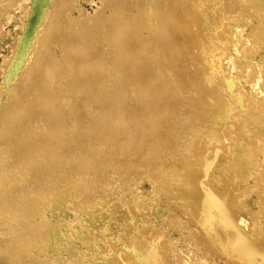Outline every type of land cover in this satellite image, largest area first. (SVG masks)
<instances>
[{"label": "rangeland", "instance_id": "374dc122", "mask_svg": "<svg viewBox=\"0 0 264 264\" xmlns=\"http://www.w3.org/2000/svg\"><path fill=\"white\" fill-rule=\"evenodd\" d=\"M180 1H183L181 4L178 3L180 6L178 5V7L177 5H174V7L175 9H177L178 7V15H183L180 19L189 20V14L186 8H189L192 2L190 0ZM224 1H226V3L229 2V0H223V3ZM232 1L234 0H231L230 2ZM145 3L146 0H0V143L5 144L4 147L0 145V156L2 155L3 158H9L6 160L8 162L5 161L3 163V166H5L7 169H11L14 166L20 169L19 172L17 171V174L15 176L8 175L7 179H5L0 184V190L3 189L6 192H4L6 196L13 195L12 197L14 198H21L17 201H21L20 204L23 207L19 206V202L17 204L13 203L12 206L13 208H17V206H19V209L22 208L20 210H22L21 212H23L24 215V211H27L29 204L31 205L30 201L33 200L35 195L31 192L33 190L32 185L30 186L32 190L29 188L30 182L33 181V173L41 176L40 178L44 180L45 178H43V176L45 174L43 173L47 168L45 166H48V172L51 174L46 176V178H49L47 186L48 189L50 188L51 190H53L52 193L54 192V196L52 197L53 199L51 198V200H49V208L46 209L47 211L44 209L46 213H44V211L42 212V214L39 212V215L36 214L33 220L30 219L32 216H30L29 218V215L31 214H27L28 216L24 215V219L22 215L20 216L21 218L17 217L20 221H23L21 223H25V221L29 220V222L31 223L36 222L37 224H40V226L43 225L42 223L46 219V227L51 226L50 228H46L49 234L48 238L53 237L51 240L48 239L49 246L47 248H43V245L41 247H30V250L28 247V245H31L30 242L29 244L26 243L27 245L25 244L28 249L26 250L27 247H24L26 250L24 253L22 252V250L24 251V248H20V252L22 254L26 253L24 261L31 260L30 263L29 261L26 263L22 261L24 262L22 264H46V262L48 264L49 262L50 264H67L68 262V264H130L129 260L132 259H130L131 256L127 255L129 257L128 259L127 256L125 257V252L123 251H128V249H133V247L134 249H136L135 244H137V249H141L144 245V243L142 244V241L146 242L147 238H151V244H155L156 241V244L161 243L165 246L163 247L166 249H164L165 253L170 256L169 258L171 264H174L175 261L176 264H234L231 258H229L230 260L224 258L225 256H223L222 252H220L221 250H215L209 245H212L213 242L207 243L205 239L203 240V237L201 236L202 229L200 224L196 221L194 215H189V211L190 213H192L193 211L201 219H203L202 217L207 214V217L209 216L214 221L223 219L225 222L231 223L230 225L235 224V222L232 223V217L228 216V214L224 210L220 211V209H217L212 205L207 207L202 203L201 198L206 194V184L203 181L204 173H201V175H199V173L195 174V172L193 171V167L190 166V164L194 163L195 161L203 164L205 159L209 157L206 154L205 157H202L201 155L199 156V153L202 152V149L204 148L203 145L205 146L207 144L206 140L209 138V134L212 132V129H214L213 133L217 132L216 134L219 135L223 132L225 133L228 129L230 130V128H232L231 130H233H230L232 133L239 134V132H236L238 131L237 127L239 126V123L235 125V122H237V120L239 121V110H237L239 108L238 103H236L238 108L234 109V106L232 112V114H236L235 116L238 119L230 115V117L228 118L223 117V119L221 120L223 123L221 121H216L212 125L210 124V116L208 115H211L212 111L214 112L215 110H217L216 107H218L219 109V106L221 105V103L219 104V102L221 98H225L226 95L225 90H227V97L229 96L228 94L230 89H224L223 83L220 84L219 82L223 81L221 80L222 72L216 79L219 86H222L219 87L218 84H216L214 81H211L207 84L205 83L207 75H209L207 78L211 76L210 74H208V72L206 73L207 64L205 63L204 56L201 54L200 49L201 46L205 47L204 45L208 44V46H206L210 50H212V47L214 45L213 49L215 51L220 48L218 51H221V53H226V56L222 54L223 59H227L229 57L230 60V57H232V62H230L231 60L222 61L221 58L223 65L225 64V74L228 73V75L231 74L232 76L237 77L239 74H243L242 77L239 75V78H237L238 80H235L236 83L239 82L240 79V83H242L243 90L245 89L244 92L246 93L244 107L242 110L244 111V108L247 109V107H253V105L256 104L254 102L260 100L261 97L264 96V91L262 94L258 93L261 87V90L264 89V48L262 44L257 43V34L253 33L256 32V29L259 28L258 25V27H256V21H258L257 17L259 16L260 12L258 10H253L252 8V10H248L250 9L248 7L252 5V0H250L249 2L248 0L242 1V6L239 7V14L240 12L243 13L245 15V18H240L239 16L237 17V20H230L232 16H234V14H237L238 11L237 9H233L232 11H230V13L232 14H230V19L228 18L229 21H226L227 24H224L225 22H223V25L221 27L222 29L219 27L221 31L218 30L220 31V34L216 31V35L214 34V29L212 27V31L208 30L209 32H207L204 29L202 33L199 27L200 24H198V21H196L195 25L193 26V30L197 31L198 29V31L195 34H193L194 32L192 33L193 38L190 39L192 42L188 39L190 37L186 38L187 35H185V42L181 41V44L176 49L177 52L179 51V53H182V55H180V58L182 59L181 69L179 66V68L177 69L179 71L174 69L175 71H173V74H171L173 69L168 72V66H170L168 63L166 64L168 66H164L165 69H168L164 70L162 73H159V76H156V71L158 72V70L164 69L160 67V63L162 62V60L168 61V58L172 53H168L167 55L169 57H167L165 55V53L167 52H163V50L161 49V46H163L161 45V37L159 38L161 32L159 30L157 31V29H155L154 27L155 16L147 23L146 21H142L141 24L143 27L141 28V30L136 32L133 31L132 34L128 32L127 35H125L123 32L124 35L121 34L113 39V35H115L114 30L117 26L118 20L126 17L127 15L134 14L137 9V4H139V6L143 8V5ZM220 3L222 4V2ZM185 5L189 7H186ZM169 6L172 5L170 4ZM180 7L183 10L180 9ZM246 9L249 13L248 15L247 13H244V10ZM171 20L169 22L173 23V20ZM225 25L226 29L224 28ZM234 27H236L237 29ZM227 29H229V33L231 35L226 33L228 31ZM258 31H260V28ZM112 32L114 34H112ZM204 32H207V35ZM199 33L200 35L204 36V40H201L203 39L201 36H196ZM173 34H175V31L170 30V33H168V43L171 41L172 38L170 36H172ZM224 34H228L230 36L229 37L227 35V38H231V42L229 41L230 43L227 42L230 39L227 40V38H221L226 37V35ZM253 34H255V36ZM218 35L219 37L221 36V41L219 39H216ZM197 37L200 39H197ZM252 38L256 39L254 40V44ZM238 39L239 42L237 43L236 41ZM173 41L174 40H172V42ZM188 41L191 44H189ZM216 41L221 42L220 45L218 42L216 43L217 49H215L216 46L215 44H213ZM183 43L189 45L190 47H186ZM200 43H202L203 45ZM210 43L213 45L211 46ZM256 43L258 46L256 45ZM224 44L231 45L228 46L230 48H227V51L229 50L231 52L230 54L228 52H225V48L227 46H224ZM234 44H236L237 46ZM222 45V48L224 50L221 48ZM118 47L120 48L118 49ZM207 47L206 49H208ZM247 47H253V49L254 47L257 48L254 50L251 48L254 51L253 52L251 51V49H247ZM197 48L199 49L200 53L198 52ZM244 48L247 51L245 52V54L247 53L248 55H245L243 52H241L244 51ZM116 49H118V52L116 51ZM174 49L175 48H173L172 50ZM238 49L240 50V53H238ZM158 51L163 55L158 54ZM248 51L250 53H248ZM156 52L159 55L158 57ZM116 54L118 56V59L122 58V61L120 59V64L119 61L115 62V57L117 58V56H115ZM122 54H125V56H122ZM240 54H242L243 56H241ZM234 55H237L238 57H235ZM239 55L241 56V59H239ZM161 57H163V59ZM165 57L167 58L165 59ZM251 57L252 60L249 59ZM193 59H196L195 63ZM233 59L236 60L234 61ZM113 60L115 62L114 64H112L111 62ZM199 60L200 62H198ZM247 61L250 62V65H248L249 67H253V70L252 68H246V64L248 63ZM186 62L187 64H185ZM188 62L189 64L191 63V69L188 68ZM93 63H98L97 65H95V68L98 65L100 66V64L101 67L98 66L99 68L97 67L95 69ZM153 63L154 68H152ZM198 64L200 65V67ZM228 64L231 66L229 67ZM251 64H254V66L257 67H255L256 71L254 66H252ZM126 65L128 67H126ZM159 67L161 69H159ZM125 68H127V71L122 72ZM149 68L154 70H151V72ZM170 68L172 67L170 66ZM237 68H242V70H238ZM236 69L237 72H235ZM260 69H263V71ZM250 70L254 71L257 76L260 75L257 87L255 85H252V83H254V77L256 75H253L254 73L252 74ZM186 71L188 72V74L186 73ZM148 72L149 75L151 73V76L152 74L155 75L151 77L148 75ZM181 73H185L184 75H191L190 79L193 77L192 80H195V87L197 88H194L195 91L194 89H190L193 92L189 91V87L187 85L188 77H181ZM223 73L222 75H224ZM245 75H247V77ZM154 76L158 78L152 79L154 78ZM202 76L204 77V79ZM244 77H246L247 80H243ZM115 78L119 81L118 83L120 87V90H117L118 87L116 88L114 85V87L118 91L116 94V91L113 90L114 87H110V85H113L112 83ZM127 78L131 79L132 84L131 82L129 83ZM134 81L135 84L133 83ZM236 84L239 85V83ZM215 86L217 89L215 88ZM111 89L113 90V92L115 91L114 94L112 93L113 98L115 97V95H117V97L119 98L118 100L117 97H115L116 101L111 98ZM238 90L237 91L239 93H242V89H239V86ZM224 91L225 93H223ZM189 92H191V94ZM108 93L110 96L108 95ZM192 93L197 97L194 101H192V98L189 97V95H193ZM220 93H222V95ZM95 94L97 95L95 96ZM223 94H225L224 97ZM233 95L235 94H231L230 92V98H232L231 96ZM119 96H121V98ZM251 96L252 98L254 97L253 102L251 101ZM188 97L190 103H188ZM218 98L219 102H217ZM109 99H112L113 102H116V105H119L118 107L121 106V108H115L114 105H112L113 102L111 103ZM93 101H95L96 104ZM86 104L88 106H86ZM139 105L140 107H138ZM163 106H166L165 108L167 109H164ZM138 109H141L144 112L146 111V114L152 112L150 113L152 119H155V117L158 115L157 117L159 118V120L155 122L156 125H151L150 129V125L148 126L145 122L150 118V114L147 115L149 116V118L147 117V120L146 117L142 118V121L143 123H145V125H141L140 123H138L139 121H135L138 119L132 120L133 118H127L129 117V115L131 117L132 114L137 112ZM104 110L105 112L107 110V112L104 113ZM102 111L104 114L101 113ZM114 111H119V115ZM90 112H96L97 115L95 114V117L97 118V120H99L100 118L99 121L102 122L104 121L101 120L102 117L103 119H105L104 117L107 116L106 119L108 125L106 124V120L102 125H100V127H98L97 125H94V127L89 125V118H91ZM74 113L77 114L75 115ZM121 113L122 115H124L123 117L120 115ZM153 113L155 114V116ZM57 115L60 117H58ZM186 116L189 117V121L187 123L182 121L183 119H186L184 118ZM119 117H122L123 119ZM125 117L127 118V121L126 119H124ZM231 117L232 119H235H233L234 122L231 119L234 125L230 120ZM58 118H60L59 120L62 119L64 123H61V121L57 120ZM121 119L124 124L120 122ZM42 120H46V124L45 122L43 124ZM110 120H114L116 125L115 123L114 125H112L113 122L110 123ZM224 120L228 121L227 127L226 125L224 129L218 127L221 123L223 125L226 123L224 122ZM57 121H59V123H61L62 125H60ZM117 121L119 122V124L117 123ZM180 121H182V123ZM55 122L59 124V127L56 126L57 124ZM134 122L138 123L140 127ZM219 122L220 124L218 125ZM101 126L102 128L103 126H106L107 128L104 127L102 129ZM142 126L145 127V130L146 126L149 127L148 129L150 130L147 131L148 134L143 130L144 128H142ZM90 127L91 129L94 128L92 129L93 132L95 130H99V132L95 131L96 133H93ZM88 128L90 130H88V133L86 134L88 135L91 131V133L88 135L89 137L85 134ZM140 129H142V132L140 131ZM215 129H217L218 131H215ZM78 130L81 132H79ZM219 130L221 131V133ZM18 131H22L21 135H23L21 137H17V134H13ZM31 131H33V134L31 133ZM45 131L46 133L48 131V134H46ZM56 131H58V134ZM60 131H62L63 133ZM83 131L84 133H82ZM77 132H79L78 135L76 134ZM30 133L32 135V138L30 137ZM98 133H100V137ZM143 133H146L147 136H150L148 140H146V134L143 135ZM189 133L191 134L189 135ZM79 135H82L84 138L81 136L83 138L82 139L81 137H79ZM138 135H140V137H138ZM77 136L79 139H76ZM153 136H155V138L157 137V140L153 139ZM95 137L99 138L95 139ZM194 138L195 140H193ZM136 140H139L140 142ZM30 141H32V143L34 142L33 147L35 150L31 149L27 152V150L29 149L28 147H30L32 144ZM146 141H148L149 143ZM190 141H193L195 143V147L194 144ZM46 142L49 143V146H45L47 144ZM136 142H138L139 144ZM200 142L203 144H201ZM220 142L221 140L219 139L213 141L211 144L213 145V147L218 148V146L216 145H222L224 143V140L223 143ZM196 143L199 148L197 147ZM155 144L159 146L156 152L153 150L154 148L150 149V147ZM191 145L194 147L193 149L195 155L193 153V149H189L192 148ZM223 145H226V147H224L225 150L223 149V151L228 152L230 149V145L227 143V141ZM37 146H40V151H43V153L45 152L46 154L39 152V147ZM45 147L46 149H48L49 147V150L47 152L46 149L44 150ZM186 147L189 150L185 151ZM221 148H218L219 151H221ZM195 149H199V152H195ZM37 151L42 156L39 155ZM35 152L37 153V156L39 155L38 157L35 156ZM188 153L190 154L188 155ZM31 154L34 156H32ZM44 155L46 156L45 160L47 162L43 161L44 159H41ZM190 155L191 158H187V156L189 157ZM194 156L197 159H193ZM35 157H40V161L42 163L46 162V165H44V163L41 164L39 159L36 160L37 158ZM189 159H191V161ZM192 160L195 161L192 162ZM32 161L34 162L33 164ZM179 161L182 162V164L184 163L183 166H179V164H181L178 163ZM184 161L187 163H185ZM5 167L4 169H6ZM188 167L191 168L190 170L194 172V175L191 174V171ZM179 168L183 170H186L185 168H187V170L184 171L186 172V174L183 173V170L181 169L179 171ZM257 174L258 177H264L263 172ZM183 175H187V177H190L191 179H188ZM195 175L197 177L199 175V177L201 178H197L199 182L198 180H196ZM57 181L59 182V186H62V188L56 187L54 185V183H56ZM211 181H213V183H215L216 181L220 183L224 182V184H227L228 182V180L223 176L214 177ZM14 182L17 184L15 187L12 186V188L11 185H15ZM188 182L191 184H189ZM235 182L237 183L236 189L238 191L236 195L239 202H234L232 205L237 217L236 219L239 221V218H241L244 224L246 223L245 225H247L249 228H253L255 223L259 226L261 221V210L259 208L258 201L260 200L262 191L264 190L263 181L260 182L257 178L249 177L247 182L244 183L240 188L239 176L235 178ZM8 183H10L11 185ZM180 183H182L186 187L188 183L189 187L184 188L185 186L183 187L181 185V187L184 188V191L183 189H181V192H176L177 195L176 193H170L169 187L171 186V184ZM27 184L28 186H26ZM194 184L195 186H193ZM7 190H10L9 193H7ZM18 192H20L19 194L21 197L14 196L18 195L15 194ZM194 192L196 193L195 196ZM185 195H188V199L184 198L186 197ZM25 204L27 205L25 206L26 210L24 209ZM185 204L187 205L185 206ZM196 204H198V206H196ZM13 208L12 210L15 211L16 209ZM10 214L16 215L17 213H12L9 211V213L6 214L5 217ZM5 217H3L0 221V231H2L0 232V236L1 233L2 235H4L5 232L8 233H5V237H0V247L4 243L7 244L8 242H13V247H16L15 249H17L18 245L16 243L17 241L15 242L13 240L14 237L18 238V235H26V233L31 229L29 228V226H27L28 228H25L22 227L23 225H21L20 230L17 226L21 223H19L20 221L16 222L18 219H16V221H13L12 224L10 223L8 226L4 227V225H6L5 222L8 220V222H10V218L12 216L10 215L9 217H7L6 219L9 218L8 220H6ZM40 217L41 219L43 217L46 218H43L41 220ZM127 219L130 220L129 222L131 223V225L128 221H126ZM3 220L5 222H3ZM123 220L125 223L123 222ZM14 223H18V225H14ZM56 224H58L59 226ZM13 225L15 226V228ZM52 225L54 226V228ZM103 225H107L109 230H105L102 227ZM9 226L17 230L19 229L20 231H18L22 234H20L17 230L16 232L14 229H10ZM43 227L44 225L41 226V228ZM23 228H25L26 230ZM135 228H137V230L141 232V236L142 234H146L142 232H145L147 229H151V235L149 234V236H145L144 238L140 235L136 236L140 233H138ZM57 229L59 230V232L61 231L60 234L57 232ZM155 229H157L158 231ZM216 229L221 230L218 228ZM8 230H11V232H9ZM103 230L105 232H102ZM53 231H55L56 233ZM156 231L157 233H155ZM51 232L53 235H51ZM17 233L19 234L17 235ZM128 234H131L132 236L134 234L133 237L129 235L130 237H132V240L130 241L126 236ZM152 234H155V238ZM111 235L115 236L114 239L111 238ZM157 235L160 237H157ZM140 237L143 239H141ZM153 238L156 240L154 241ZM161 238L162 240L160 242ZM107 239L110 240L108 241ZM117 239H121L119 240L120 242L116 241ZM125 239L129 241V245L131 244L130 246H128L129 248L125 247L124 245L122 246L123 240L125 243L127 241ZM137 240L140 241L141 244H139ZM25 241L27 242V240ZM109 242L111 244L114 243L113 249L110 251L108 250L110 248L109 246H111ZM133 242L136 243L133 244ZM51 243L54 245V247L53 245H51ZM148 243L149 242H147L145 245H148ZM91 245H93L94 248H91ZM118 245H121L122 250L117 249L120 248V246L116 248V246ZM66 247H68L69 249ZM73 248L75 249V252ZM114 248H116L117 251H115L116 249ZM60 250L62 251L60 252ZM45 251L47 253L46 259V256L44 257V255L46 254ZM41 252H43L44 254ZM90 252L91 254L89 255ZM117 252L118 254H116ZM31 258L33 260L36 259L34 260L35 262ZM245 264L253 263L246 262Z\"/></svg>", "mask_w": 264, "mask_h": 264}, {"label": "bare ground", "instance_id": "6f19581e", "mask_svg": "<svg viewBox=\"0 0 264 264\" xmlns=\"http://www.w3.org/2000/svg\"><path fill=\"white\" fill-rule=\"evenodd\" d=\"M176 1V0H175ZM175 1H170V0H146V3L143 5V8L141 7V6H139V4H137V9H136V12L134 13V14H130V15H127L126 17H123V18H121V19H119L118 20V22H117V26H116V28H115V30H114V32H115V35H113L114 37H113V39L114 38H116V37H118L119 35H121V34H123V32H124V34L125 35H127L128 34V32H130L131 34H132V32L133 31H139V30H141V28L143 27L142 26V24H141V22L142 21H146V23L150 20V19H152L154 16H155V19H154V27H155V29H157V31L159 30L160 32H161V35L159 36V38L161 37V45H163V46H161L162 48V50H163V52H167V53H165V55L167 56V57H169L167 54L169 53H172L171 54V56L168 58V61H164V60H162V62L159 64L160 65V67H162V68H164V66L166 67V66H168V65H166V64H168L169 63V65L172 67V68H170V66H168V68H166V69H168V72L170 71V70H172V73L171 74H173V71H175L174 69H178L179 68V66H180V69H181V63H182V59L180 58V55H182V53L180 52L179 53V51L177 52L176 51V49L178 48V46L181 44V41H183V42H185L184 41V38L186 37L185 35H187V37L186 38H188V37H190V38H188L189 39V41H191L190 39H192L193 37H192V33L193 34H195L197 31H198V29H197V31L195 30H193V26L195 25V23H196V21H198L197 23L198 24H200L199 25V27H200V29H201V32L202 31H204V29L207 31V32H209L210 30H211V27L214 29L213 30V32H214V34L216 35V33L218 32H220L221 30H220V28L222 27V25H223V22H225L224 24H227L226 23V21L228 20V18L231 16L230 14H232V13H230V11H232L233 9H237L238 11H237V14H234V16H232V18L230 19V20H237V17H239L240 16V18H243L245 15L243 14V13H241L240 12V14H239V7H241L242 6V1H244V0H234V1H232V2H230L231 0H229V2L228 3H226V1H224V3H223V0H190L191 2V4H190V7H191V5H192V7L190 8L189 6H187V5H185L186 7H189V8H186V10H187V12H188V14H189V20H185V19H180L181 18V16H183L182 14H181V16L180 15H178L179 13H178V7L180 6L179 4H181L183 1H180V0H177L176 2ZM250 0H248V2H249ZM185 2V1H184ZM220 2H222V4L220 3ZM179 3V4H178ZM245 3V2H244ZM172 5V6H169V5ZM187 4V3H186ZM247 4V3H246ZM174 5H179L178 7H177V9H175V7H174ZM184 6V7H185ZM249 6V5H248ZM41 8V7H40ZM248 8H250V9H248V10H258L260 13H259V16L257 17V20L258 21H256L257 22V24H256V27H258L259 26V28H260V31H258L259 30V28L258 29H256L257 31L256 32H253V33H255V34H257V36H256V39H257V43L258 44H262L263 45V48H264V0H252V5L250 6V7H248ZM252 8V9H251ZM39 9V8H38ZM180 9H182L181 7H180ZM183 10V9H182ZM235 10H234V12H235ZM181 11V10H180ZM214 11V12H213ZM242 11V10H241ZM257 11V12H258ZM182 12V11H181ZM225 12H227V13H225ZM256 12V13H257ZM244 13H247V15L249 14L248 13V11H247V9L246 10H244ZM255 13V14H256ZM252 14V13H251ZM186 15V14H185ZM258 15V14H257ZM245 18V17H244ZM247 18V17H246ZM249 18H250V16H249ZM259 18V19H258ZM173 20V23L172 22H169L170 20ZM239 19V18H238ZM171 20V21H172ZM247 20V19H246ZM250 20V19H249ZM32 21H34V20H32ZM229 21V20H228ZM227 21V22H228ZM241 21V20H240ZM248 21V20H247ZM246 21V22H247ZM139 22V23H138ZM238 22V21H237ZM194 23V24H193ZM234 23H236V22H234ZM239 23V22H238ZM217 24V25H216ZM229 24V23H228ZM245 25V24H244ZM258 25V26H257ZM198 26V25H197ZM230 26V25H229ZM220 27V28H219ZM233 27V26H232ZM238 27V26H237ZM255 27V28H256ZM196 28V27H195ZM225 29H226V25H225V27H224ZM229 28V27H228ZM234 28H236V27H234ZM200 29H199V31H200ZM222 29V28H221ZM224 29V30H225ZM230 29V28H229ZM229 29H227L228 31L226 32V33H228V34H230L229 33ZM237 29V28H236ZM253 29V28H252ZM170 30H173V31H175V34H173L172 36H170L172 39H171V41L168 43V39H169V37H168V33H170ZM209 30V31H208ZM218 30H220V31H218ZM223 30V31H224ZM235 30V29H234ZM212 31V30H211ZM217 31V32H216ZM231 31V30H230ZM134 32V33H135ZM207 32H204L205 34L207 33ZM216 32V33H215ZM203 33V32H202ZM225 33V32H224ZM232 33V32H231ZM237 33V32H236ZM112 34H114L113 32H112ZM112 34H111V36H112ZM123 34V35H124ZM209 34V33H208ZM220 34V33H219ZM227 34V35H228ZM235 34V33H234ZM255 34H253L254 36H255ZM207 35V34H206ZM224 35H226V34H224ZM226 35V37H221V38H227L228 36ZM231 35V34H230ZM233 35V34H232ZM110 36V37H111ZM185 36V37H184ZM196 36H201L202 38L204 37L203 35H200V33L198 34V35H196ZM209 36V35H208ZM212 36H213V34H212ZM222 36H223V33H222ZM253 36V37H254ZM123 37V36H122ZM218 37H219V35H218ZM216 38V39H221L220 37L219 38ZM230 37V36H229ZM234 37V36H233ZM232 37V38H233ZM236 37V36H235ZM250 37V36H249ZM132 38V37H131ZM175 38V39H174ZM110 39V38H109ZM108 39V40H109ZM112 39V38H111ZM112 39V40H113ZM127 39V38H126ZM129 39V38H128ZM195 39V38H194ZM197 39H200V38H198L197 37ZM206 39V38H205ZM209 39H210V37H209ZM212 39V38H211ZM215 39V40H216ZM228 39H230V40H228ZM253 39V38H252ZM251 39V40H252ZM256 39H253V44H254V40H256ZM121 40V39H120ZM172 40H174L173 42H172ZM201 40H204V38L203 39H201ZM208 40V39H207ZM227 42H231V38H227ZM233 40V39H232ZM111 41V40H110ZM109 41V42H110ZM119 41V40H118ZM127 41V40H126ZM189 41H188V43H189ZM199 41V40H198ZM210 41V40H209ZM209 41H208V43H209ZM213 41V40H212ZM221 41V40H220ZM218 42V41H216V42H212L213 44H215V46H216V48L215 49H217V45H216V43L218 42L219 43V45L221 44V42ZM224 41V40H223ZM222 41V42H223ZM226 41V40H225ZM236 41V40H235ZM113 42V41H112ZM115 42V41H114ZM192 42V41H191ZM197 42V41H196ZM201 42V41H200ZM211 42V41H210ZM229 42V43H230ZM234 42V41H233ZM237 43L239 42V39L236 41ZM235 42V43H236ZM251 42V41H250ZM250 42H249V44H250ZM111 43V42H110ZM205 43H206V41H205ZM225 43V42H224ZM236 43V44H237ZM257 43H256V45H257ZM115 44V43H114ZM118 44V43H117ZM184 44V43H183ZM189 44H191V43H189ZM200 44H202V43H200ZM203 44H204V42H203ZM202 44V45H203ZM211 44V43H210ZM213 44H211V46L213 45ZM236 44H234V45H236ZM186 47L188 46V47H190L189 45H187V44H184ZM198 45H199V43H198ZM208 46V44H205L204 46L205 47H203V46H201V49H200V52H201V54L204 56V60H205V63L207 64V66H206V73L208 72V74H210V76L211 77H209V78H207L209 75H207V77H206V84L207 83H210L211 81H214L216 84H218L217 83V81H216V79L218 78V76H220V73L222 72L223 73V71H224V65H223V60L224 61H226V60H229V57L227 58V59H223L222 58V56L224 55V56H226V53H221V51H218L220 48H218V50H214L213 49V47H214V45H213V47H212V50H210L207 46ZM227 46L225 49V52H228L229 54L231 53L229 50L227 51V48H230V47H228L229 45H227V44H224V46ZM256 45H254V46H256ZM261 45V46H262ZM29 46V45H28ZM118 46V45H117ZM231 46V45H230ZM237 46V45H236ZM252 46V45H251ZM258 46V45H257ZM197 47V46H196ZM200 47V46H199ZM206 47L208 48V49H206ZM223 47V45L221 46V48ZM235 47V46H234ZM120 47H118V49H119ZM123 48V47H122ZM122 48H121V50H122ZM171 48V49H170ZM173 48H175L174 50H172ZM239 48V47H238ZM253 49V47H250V48H248L247 47V49ZM257 47H254V49H256ZM118 49H116V51L118 50ZM223 49V48H222ZM221 49V50H222ZM235 49H236V47H235ZM251 49V51H253ZM159 50V49H158ZM195 50V49H194ZM197 50H198V52H199V49L197 48ZM224 50V49H223ZM237 50V49H236ZM243 50V49H242ZM159 51H161V50H159ZM158 51V54H162L161 52H159ZM178 53H176V52ZM235 51V50H234ZM118 52V51H117ZM122 52V51H121ZM199 52V53H200ZM241 52H243L244 54H245V52H247L246 50H245V48H244V51H241ZM254 52V51H253ZM253 52H252V54H253ZM174 53V54H173ZM238 53H240V50L238 49ZM248 53H250L249 51H248ZM156 54H157V52H156ZM157 54V57L159 56ZM195 54V53H194ZM223 54V55H222ZM229 54H227V55H229ZM233 54V53H232ZM236 54H237V51H236ZM247 54V53H246ZM245 54V55H246ZM163 55V54H162ZM164 55V56H165ZM202 55H201V57H202ZM241 56H243L242 54H240ZM239 55V56H240ZM244 55V56H245ZM248 55V54H247ZM251 55V54H250ZM115 56H117V54L115 55ZM122 56H125V54H122ZM199 56H200V54H199ZM231 56V55H230ZM235 56V55H234ZM237 56V55H236ZM235 56V57H236ZM241 56H240V58L239 59H241ZM167 57H165V59L167 58ZM234 57V58H235ZM238 57V56H237ZM246 57V56H245ZM119 58H120V56H119ZM124 58V57H123ZM162 59H163V57H161ZM200 58V57H199ZM221 58H222V61H221ZM231 59H232V57H230ZM121 59V61H122V58H120ZM120 59H118V56H117V58L115 57V62H118L119 61V64H120ZM203 59V58H202ZM230 59V60H231ZM246 59V58H245ZM249 59H251L252 60V57L251 58H249ZM152 60V59H151ZM194 60V59H193ZM196 60V59H195ZM195 60H194V63H195ZM198 60V59H197ZM229 60V61H230ZM234 60V59H233ZM236 60V59H235ZM234 60V61H235ZM112 62V64H114L115 62H114V60L113 61H111ZM124 62V61H123ZM152 62V61H151ZM184 62V61H183ZM197 62V61H196ZM198 62H200V60L198 61ZM203 62V61H202ZM228 62V61H227ZM230 62H232V60L230 61ZM238 62V61H237ZM248 62V61H247ZM254 62V61H253ZM253 62H251V63H253ZM194 63H192V64H194ZM234 63H236V62H234ZM242 63V62H241ZM250 62H248L246 65V68L248 67V68H252V70H253V67H249V64ZM98 63H93V65H94V68H95V65H97ZM185 64H187V62L185 63ZM188 64H189V62H188ZM227 64V63H226ZM233 64V63H232ZM244 64V63H243ZM249 64V65H248ZM102 65H103V63H102ZM163 65V66H162ZM190 65H191V63L189 64V67L188 68H190ZM199 65V64H198ZM197 65V66H198ZM205 65V64H204ZM203 65V66H204ZM229 65V64H228ZM252 66H254V64H251ZM263 65V64H262ZM99 66V65H98ZM98 66H96V68L98 67ZM231 65H229V67H230ZM241 66V65H240ZM244 66V65H243ZM99 67H101V64H100V66ZM98 67V68H99ZM104 67V66H103ZM126 67H128L127 65H126ZM159 67V69H161ZM199 67H200V65H199ZM198 67V68H199ZM205 67V66H204ZM233 67V66H232ZM237 67V66H236ZM235 67V68H236ZM256 66H254V68H255ZM261 67V66H260ZM95 68V69H96ZM150 68H151V66H150ZM149 68V70L151 71V70H154V69H150ZM152 68H154V63H153V67ZM187 68V69H188ZM193 68V67H192ZM197 68V69H198ZM203 68V67H202ZM226 68V67H225ZM245 68V67H244ZM257 68V67H256ZM256 68H255V71H256ZM101 69V68H100ZM157 69H158V67H157ZM156 69V70H157ZM165 68L161 71V70H158V72L156 71H154L155 72V74H156V76H159V73H162L164 70H166ZM191 69V68H190ZM189 69V70H190ZM234 69V68H233ZM238 70L239 69H241L242 70V68H237ZM237 69H236V71L235 72H237ZM112 70V69H111ZM148 70V71H149ZM208 70V71H207ZM223 70V71H222ZM240 70V71H241ZM247 70V69H246ZM260 70H262L263 71V69H260ZM124 71H127V68H125V69H123V71L122 72H124ZM130 71V70H129ZM147 71V70H146ZM149 71V72H150ZM177 71H179V70H177ZM188 71V70H187ZM186 71V73L188 74V72ZM192 71H193V69H192ZM201 71H202V69H201ZM226 71V70H225ZM225 71H224V75H222V73H221V77H222V79L221 80H223V81H219L220 82V84L221 83H223V87H224V89H230L229 90V96H227L226 97V95H227V90H225L226 91V95L225 94H223V97H224V95H225V98H221V100H220V102H219V98H218V101L217 102H219V104L221 103V105L219 106V109H218V107H216L217 108V110H215L214 112L212 111V114L211 115H208V116H210L209 118H210V124L212 125L214 122H216V121H221L222 119H223V117H230V115L232 116V117H236L234 114H232V112H233V107H234V109L236 108H238V106L236 105V103H238L239 104V108L237 109V110H239V113H238V115H239V121L237 120V122H235V125L236 124H238L239 123V126L237 127L238 128V131H236V132H239V134H235V133H232L231 131H233V130H231L232 128H230L229 126V128H230V130L226 133H221V131H220V135L219 134H216L217 132H215V133H213L214 132V129H212V132L209 134L210 136H209V140L207 139L206 141H207V144L204 146L203 145V149H202V152H200L199 153V156L201 155L202 157H205V154L206 155H208L209 157H207L206 159H205V161H204V163L201 165L199 162H196L195 160V162L192 160V162H194V163H192V164H190V166L191 167H193V171L195 172V174H197V173H199V175H201V173H204L203 175V181L205 182V184H206V190H205V195H203L202 196V198H201V200H202V203L205 205V206H210V205H212V206H214V207H216L217 209H220V211L221 210H224L227 214H228V216H230V217H232V223H234L235 222V224L234 225H230L231 223H227V222H225L223 219L221 220V219H219V220H216V221H214L212 218H210L209 216L207 217V214L204 216V217H202L203 219H201L200 217H198L196 214H195V212H193L192 211V213H190V211H189V215L191 214L192 216L194 215V217L196 218V221L200 224V226H201V229H202V237H203V240L205 239L206 240V242L208 243V242H210V243H212L213 242V244L211 245V244H209L212 248H214L215 250L217 249V250H221L220 252H222V255L223 256H225L224 258H226V259H228V260H230L229 258H231L232 259V262L234 263V264H245L246 262L247 263H253V264H264V190L262 191V196H261V198H260V200L258 201L259 202V208H260V210H261V221H260V225L258 226L256 223H255V225H254V227L253 228H249L247 225H245L244 224V222H243V220L241 219V218H239V221L236 219L237 217H236V214H235V212H234V207H233V203L234 202H239V200H238V198H237V183L235 182V178L236 177H238L239 176V188L240 187H242V185L244 184V183H246L247 182V180H248V178L249 177H254V178H257L260 182L261 181H263V183H264V177H258V174L257 173H264V96L263 97H261V99L260 100H257L256 102H254V103H256V104H254L253 105V107H250V108H248L247 107V109H245L244 108V111L242 110L243 109V107H244V101H245V95H246V93L244 92V90H243V85H242V83H240V79H239V82H236V83H239V85H237L236 83H235V80L237 79V78H239V75L242 77V75L241 74H239L238 75V77L237 76H232L231 74L230 75H228V73L227 74H225ZM233 71V70H232ZM251 71V70H250ZM149 72H148V75H149ZM152 72V71H151ZM198 72V71H197ZM246 72V71H245ZM244 72V73H245ZM248 72V71H247ZM259 72V71H258ZM264 72V71H263ZM262 72V73H263ZM127 73V72H126ZM194 73V72H193ZM205 73V72H204ZM205 73V74H206ZM238 73H240V72H238ZM250 73V72H249ZM248 73V74H249ZM251 73L253 74L254 73V71H251ZM250 73V74H251ZM123 74H125V73H123ZM122 74V75H123ZM147 74V73H146ZM155 74H152V76L153 75H155ZM185 73H181L180 74V76L181 77H188V79H187V85H188V87H189V91H191L190 89H194V88H196L195 87V85H196V83H195V80L193 79L192 80V78L190 79V76L191 75H184ZM190 74V73H189ZM198 74H200V73H198ZM246 74V73H245ZM249 74V75H250ZM201 75H203V74H201ZM200 75V76H201ZM228 75V76H227ZM237 75V74H236ZM253 75H256L255 73L253 74ZM149 76H151V73H150V75ZM151 76V77H152ZM193 76V75H192ZM199 76V77H200ZM206 76V75H205ZM246 77H247V75H245ZM203 77V76H202ZM246 77H244L243 78V80H245L246 79ZM146 78H147V75H146ZM157 79L158 77H155L154 76V78H152V79ZM184 78V79H185ZM259 78H260V75H256L255 77H254V83H252V85H255L256 87H257V84H258V81H259ZM128 79V78H127ZM149 79H150V77H149ZM203 79H204V77H203ZM218 80H220V79H218ZM238 80V79H237ZM247 80V79H246ZM261 80V79H260ZM128 81H129V83L131 82V79H128ZM242 81V80H241ZM249 81V80H248ZM262 81V80H261ZM119 81L118 80H116V78L113 80V85H110V87L112 88V87H114V85H115V87L117 88L118 87V89L117 90H120V87H119V83H118ZM134 84H135V81L133 82ZM261 83H263V82H261ZM111 84V83H110ZM131 84H132V82H131ZM237 85V86H236ZM264 85V84H263ZM218 86H219V84H218ZM220 86H222V85H220ZM219 86V87H220ZM238 86H239V89H242V93H239L238 91ZM259 86V85H258ZM113 88V90H115L114 92H115V94L118 92L117 90H116V88ZM219 87H218V89H219ZM215 88H216V86H215ZM260 88V87H259ZM262 88V87H261ZM261 88H260V90L258 91V93H263V91H264V89L263 90H261ZM110 89V88H109ZM197 89V88H196ZM217 89V88H216ZM221 89V88H220ZM112 90V89H111ZM110 90V91H111ZM113 90H112V92H110V94L112 95V93L114 94V92H113ZM238 90V91H237ZM132 91V90H131ZM194 91H195V89H194ZM214 91V90H213ZM222 91H223V88H222ZM222 91H220V92H222ZM225 91L223 92V93H225ZM191 92H193V91H191ZM191 92H189L190 94H191ZM230 92H231V94H235V95H233V96H231L232 98H230ZM107 93V92H106ZM120 93V92H119ZM195 93V92H194ZM121 94V93H120ZM119 94V95H120ZM193 94V93H192ZM221 95H222V93H220ZM97 94H95V96H96ZM108 95H109V93H108ZM194 95V94H193ZM189 95V97L190 98H192V101H194V100H196V96L194 95ZM94 96V97H95ZM110 96V95H109ZM108 96V97H109ZM115 97H117V95H115ZM115 97L113 98V95H112V99H114V101H116L115 100ZM120 98H121V96H119ZM189 97H188V103H190V100H189ZM222 97V96H221ZM217 98V97H216ZM76 99V98H75ZM112 99H109L110 100V102L112 103L113 102V100ZM119 98L117 97V100H118ZM253 99H254V97L252 98V96H251V101L253 102ZM94 100V99H93ZM198 100V99H197ZM94 103H95V101H93ZM119 102V101H118ZM198 102V101H197ZM82 103V102H81ZM96 104V103H95ZM200 104V103H199ZM85 105V104H84ZM111 105V104H110ZM112 105H114V107L115 108H121V106L120 107H118L119 105H116V102H113L112 103ZM111 105V106H112ZM215 105V104H214ZM217 105H218V103H217ZM86 106H88L87 104H86ZM216 106V105H215ZM237 106V107H236ZM138 107H140V105L138 106ZM166 106H163V108L164 109H167V108H165ZM86 108V107H85ZM83 109V108H82ZM95 109V108H94ZM236 110V111H237ZM93 111H95V110H93ZM97 111V110H96ZM113 111V110H112ZM120 111V110H119ZM119 111L117 112L118 113V115H119ZM193 111H195V110H193ZM193 111H191V112H193ZM236 111H234V112H236ZM63 112V111H62ZM61 112V113H62ZM79 112V111H78ZM89 112V111H88ZM106 112H107V110H106ZM105 112V110H104V113H106ZM115 112V111H114ZM115 112V113H116ZM146 112V111H145ZM143 110H141V109H138L137 110V112H135L134 114H132V116L130 117V115H129V117H127V118H133L132 120H135V119H138V120H135V121H139L138 123H140L141 125L143 124V125H145V123H143V121H142V118L144 117H146V120H147V117L149 118V116H147L148 114H150V113H152V112H149L148 114H146ZM101 113H103V111L101 112ZM101 113H98V114H101ZM103 113V114H104ZM114 113V114H115ZM54 114V113H53ZM59 114V113H58ZM75 114V113H74ZM77 114V113H76ZM75 114V115H76ZM79 114V113H78ZM95 114H96V112H90V117L91 118H89V121H90V123H89V125H91L92 127H94V125H97L98 127H100V125H102L104 122H105V120H106V124H107V116H105L104 118L105 119H103V117H102V119L101 120H104L103 122L102 121H99L100 120V116L98 117L99 118V120H97V118L95 117ZM154 114V113H153ZM60 115V114H59ZM97 115V114H96ZM107 115V114H106ZM122 117L124 116V115H122V113L120 114ZM237 115V116H238ZM58 116V115H57ZM154 116H155V114H154ZM153 116V117H154ZM158 116V115H157ZM155 117V119H152V117H151V114H150V118L152 119H148L147 121H145L146 123H147V125L149 126L150 125V129H151V125H156L155 124V122H157L158 120H159V118L158 117ZM208 116H206V117H208ZM55 117H56V115H55ZM58 117H60V116H58ZM65 117H66V115H65ZM114 117H115V115H114ZM122 117H119V118H122ZM232 117L230 118V120L232 119ZM54 118V117H53ZM110 118V117H109ZM118 118V119H119ZM127 118L125 117L124 119H126V121H127ZM184 118H186V119H183L182 121L183 122H185V123H187L188 121H189V117L188 116H186V117H184ZM233 118V119H234ZM237 118V117H236ZM44 119V118H43ZM60 118H58L57 120H59ZM87 119H88V116H87ZM117 119V120H118ZM123 119V118H122ZM122 119H121V121L120 122H122V124H124L123 123V121H122ZM193 119V118H192ZM192 119H190V120H192ZM232 119V120H233ZM238 119V118H237ZM46 120H47V118H46ZM45 120V121H46ZM49 120V119H48ZM54 120V119H53ZM83 120V119H82ZM109 120V119H108ZM145 120V119H144ZM232 120H231V122H232ZM235 120V119H234ZM234 120H233V122H234ZM43 121V120H42ZM45 121H43V124H44V122ZM59 121H61V123L63 122L62 121V119L61 120H59ZM59 121H57L58 123H59ZM67 121V120H66ZM74 121V120H73ZM111 121V120H110ZM109 121V122H110ZM119 121V120H118ZM117 121V123L119 124V122ZM182 121H180L181 123H182ZM57 122H55L56 124H57ZM113 122V123H112ZM206 122V121H205ZM222 122V121H221ZM224 122H226L224 125L222 124V127H221V124H220V122L218 123V125L220 124V126H218V127H220V128H225V125H226V127H227V122L228 121H225L224 120ZM233 122H232V124H233ZM61 123H59L60 125H62ZM64 123V122H63ZM67 123V122H66ZM88 123V122H87ZM110 123H112V125H114V123H115V121L113 120V121H111ZM134 123H136V122H134ZM134 123H132V124H134ZM138 123H136L137 125H138ZM45 124H46V122H45ZM59 124H57L56 126H58ZM106 124H104V125H106ZM117 124V125H118ZM121 124V123H120ZM203 124H204V122H203ZM217 124V123H216ZM260 124V125H259ZM42 125V124H41ZM67 125V124H66ZM108 125V124H107ZM115 125H116V123H115ZM229 125H231V124H229ZM234 125V124H233ZM64 126V125H63ZM139 126V125H138ZM224 126V127H223ZM59 127V126H58ZM65 127V126H64ZM98 127H97V130H98ZM104 127H106V126H103V128ZM140 127V126H139ZM215 127H216V125H215ZM217 127V128H218ZM233 127V126H232ZM26 128V127H25ZM66 128V127H65ZM64 128V129H65ZM101 128H102V126H101ZM100 128V129H101ZM102 128V129H103ZM107 128V127H106ZM142 128H144L143 130L145 131V132H147L148 130H150V129H148L149 127H147L146 126V130H145V127L144 126H142ZM234 128V127H233ZM59 129H61V128H59ZM63 129V128H62ZM81 129V128H80ZM90 129H91V127H90ZM89 128L87 129V132H85V134L86 133H88V130H90ZM92 129H94V128H92ZM91 129V130H92ZM137 129H139V128H137ZM222 129V130H223ZM51 130V129H50ZM54 130V129H53ZM198 130V129H197ZM196 130V131H197ZM200 130V129H199ZM226 130V129H225ZM237 130V129H236ZM64 131V130H63ZM79 131V130H78ZM85 131V130H84ZM84 131L82 132V133H84ZM96 131V130H95ZM94 131V132H95ZM102 131V130H101ZM140 131L142 132V129H140ZM139 131V132H140ZM215 131H218L217 129H215ZM224 131V130H223ZM21 132L22 131H18V132H15V133H13L14 135L15 134H17V137H21L22 135H21ZM24 132H25V130H24ZM27 132V131H26ZM33 131H31V133H32ZM50 132V131H49ZM57 132V134H58V131H56ZM60 132H62V131H60ZM60 132H59V134H60ZM79 132H81V131H79ZM79 132H77L76 134L78 135V133ZM92 132H93V130H92ZM93 132V133H94ZM96 132H99V130L98 131H96ZM95 132V133H96ZM140 132V133H141ZM11 133V132H10ZM31 133H30V135H31ZM45 133H46V131H45ZM63 133V132H62ZM91 133V131L89 132V134ZM102 133V132H101ZM138 133V132H137ZM151 133V132H150ZM192 133V132H191ZM191 133H189V135L191 134ZM12 134V133H11ZM12 134V135H13ZM33 134V133H32ZM46 134H48V131H47V133ZM65 134H66V132H65ZM84 134V135H85ZM88 134V135H89ZM103 134V133H102ZM144 134H146V133H143V135ZM147 134H148V132H147ZM147 134L145 135L146 137H147V139L146 140H148V138L150 137V136H147ZM207 134V135H208ZM213 135V137H212V135ZM235 134V135H234ZM26 135V134H25ZM36 135V134H35ZM87 135V134H86ZM87 135V136H88ZM92 135V134H91ZM90 135V136H91ZM98 135H99V137H100V133H98ZM135 135H136V133H135ZM134 135V136H135ZM141 135V134H140ZM140 135H138V137H140ZM150 135V134H149ZM193 135V134H192ZM191 135V136H192ZM46 136V135H45ZM44 136V137H45ZM48 136V135H47ZM58 136V135H57ZM82 135H79V137H81ZM93 136V135H92ZM103 136V135H102ZM26 137V136H25ZM31 138H32V135L30 136ZM50 137H51V135H50ZM83 137V136H82ZM81 137V138H82ZM89 137V136H88ZM98 137V138H99ZM208 137V136H207ZM207 137H205V138H207ZM24 138V137H23ZM37 138V137H36ZM56 138V137H55ZM74 138H75V136H74ZM84 138V137H83ZM82 138V139H83ZM85 138H87V137H85ZM93 138V137H92ZM97 137H95V139H98ZM153 139H155V140H157V137L155 138V136H153L152 137ZM38 139H41V138H38ZM47 139V138H46ZM49 139V138H48ZM76 139H79L78 138V136L76 137ZM135 139V138H134ZM139 139H142V138H139ZM144 139V138H143ZM221 140V142L223 143V140H224V143H226V141H227V143L230 145V149H229V151L228 152H226V151H223V149L225 150V148L224 147H226V145H220V144H218V145H216V146H218V148H221V146H222V148L220 149L221 151H219V149L218 148H216V147H213V145L211 144L213 141H216V140ZM30 140V139H29ZM81 140V139H80ZM193 140H195V138L193 139ZM48 141V140H47ZM79 141V140H78ZM136 141H139V140H136ZM145 141V140H144ZM229 141V142H228ZM29 142V141H28ZM31 143H32V141H30ZM36 142V141H35ZM76 142V141H75ZM98 142V141H97ZM140 142V141H139ZM146 142H148V141H146ZM156 142V141H155ZM191 142V141H190ZM189 142V143H190ZM220 142V143H221ZM34 143V142H33ZM33 143L31 144V146L30 147H28L29 149L27 150V152L29 151V150H33L34 149V147H33ZM43 143H45V142H43ZM43 143H41V144H43ZM47 143V142H46ZM136 143H138V142H136ZM149 143V142H148ZM191 143H193L194 144V147H195V143L192 141ZM190 143V144H191ZM201 143V142H200ZM204 143H206V142H204ZM214 143H216V142H214ZM219 143V142H218ZM4 144V143H3ZM2 143H0V145L2 146V147H4L5 146V144L3 145ZM139 144V143H138ZM201 144H203V143H201ZM39 145H40V143H39ZM49 146V143H47L45 146ZM137 145V144H136ZM196 145H197V143H196ZM219 145H220V147H219ZM100 146V145H99ZM190 146V145H189ZM192 146V145H191ZM1 147V148H2ZM33 147V148H32ZM36 147V146H35ZM37 147H39L38 149V151L39 152H41L40 151V146H37ZM42 147V146H41ZM188 147V146H187ZM187 147H186V149H185V151H187V150H189V149H193L194 147L192 146V148H189V149H187ZM197 147L199 148V146L197 145ZM152 148H154L153 150L156 152V150H158V148H159V146L157 145V144H155V145H152L151 147H150V149H152ZM5 149V148H4ZM46 149V147L44 148V150ZM35 150V149H34ZM41 150H42V148H41ZM49 150V147H48V149H46V152ZM196 150H198V151H196ZM38 151H37V153H38ZM185 151H184V154H185ZM32 152V151H31ZM34 152V151H33ZM195 152H199V149H195ZM37 153L35 152V156H37ZM41 153H43V151L41 152ZM153 153V152H152ZM190 153H191V151H190ZM190 153H188V155L190 154ZM193 153H194V149H193ZM39 155H41L40 153H38ZM43 154H46L45 152L43 153ZM154 154V153H153ZM32 155V154H31ZM38 155V156H39ZM194 155H195V153H194ZM32 156H34V155H32ZM37 156V157H38ZM42 156V155H41ZM94 156V155H93ZM185 156V155H184ZM193 156V155H192ZM37 157H35V158H37ZM45 155L43 156V158H41V159H44L43 161H46L45 160ZM93 158V157H92ZM187 158H191V155L188 157L187 156ZM186 158V159H187ZM195 158V156L193 157V159ZM199 158V157H198ZM7 159H9V158H3L2 157V155L0 156V184L5 180V179H7V177H8V175H10V176H15L16 174H17V171L19 172V168L18 167H12L11 169L9 168V169H7L5 166H3V163L7 160ZM32 159V158H31ZM39 159V161H40V157L39 158H37L36 160H38ZM90 159V158H89ZM195 159H197V158H195ZM200 159V158H199ZM179 160V159H178ZM185 160V159H184ZM188 160V159H187ZM190 161H191V159H189ZM201 160V159H200ZM51 161V160H50ZM94 161H96V160H94ZM180 161H181V159H180ZM178 162V163H181V164H179V166L180 165H182L183 166V164H182V162ZM190 161H189V163H190ZM6 162H8V161H6ZM25 162V161H24ZM41 162V161H40ZM47 162V161H46ZM46 162H43L44 163V165H46L45 163ZM185 162V161H184ZM22 163V162H21ZM20 163V164H21ZM34 162L32 161V164H33ZM42 162H41V164H43ZM92 163H93V161H92ZM185 163H187V162H185ZM188 163V164H189ZM38 164V163H37ZM48 164V163H47ZM89 164H91V163H89ZM187 164V165H188ZM129 166V165H128ZM178 166V167H179ZM185 166V165H184ZM4 167L6 168V169H4ZM45 167H47L46 168V170L44 171V169H43V171H44V173L43 174H45L44 176H43V178H45L44 180L42 179V178H40L41 176H38L37 174H35V173H33V181H31L30 182V185H29V188L32 190V188L30 187L31 185H32V187H33V190L31 191L32 192V194H35L34 195V198H33V200H32V198H31V200L32 201H30L31 202V205L29 204V206H28V208H27V211H24V215L25 216H28L29 214H31V215H29V218H30V216H32L30 219H34V217H35V215L36 214H38L39 212L42 214V212L44 211V209L46 210V209H48L49 208V206H50V202H49V200H51V198L54 196V192L52 193V191L53 190H51L50 188L48 189V186H47V182H49L48 180H49V178H46V176H48V175H50L51 173H49L48 172V166H45ZM181 167V166H180ZM96 168V167H95ZM184 168V167H183ZM189 168V167H188ZM180 169L181 168H179V171H180ZM186 170H187V168H185ZM191 168H189V170H190ZM181 170H183V169H181ZM186 170H183L182 172L183 173H185L186 174V172H184V171H186ZM189 170H188V172H189ZM191 171V170H190ZM201 171H203V172H201ZM118 172V171H117ZM194 172H192L191 171V174H193ZM116 174V173H115ZM182 174V173H181ZM184 174V175H185ZM189 174H190V172H189ZM183 175V176H184ZM194 175V174H193ZM199 175H198V177H199ZM52 176V175H51ZM196 176V175H195ZM218 176H223V177H225L227 180H228V182H227V184H224V182H215V183H213V181H211L212 180V178H214V177H218ZM184 177H186V178H190V177H187V175L186 176H184ZM197 176L195 177L196 178V180H198L197 178H198ZM229 177H230V179H229ZM39 178V179H38ZM200 178V177H199ZM191 179V178H190ZM201 179V178H200ZM194 180V179H193ZM193 180H192V183H193ZM230 180V181H229ZM45 181V182H44ZM187 181V180H186ZM27 182H28V180H27ZM32 182H34V183H32ZM198 182H199V180H198ZM201 182H202V180H201ZM200 182V183H201ZM189 183V182H188ZM188 183H187V187H189L188 186ZM196 183V182H195ZM8 184H10V183H8ZM14 184L15 185H11V187L12 186H16V184L17 183H15L14 182ZM185 184V183H184ZM189 184H191V183H189ZM7 185V184H6ZM20 185V184H19ZM54 185L56 186V187H61L62 188V186H59V182L57 181L56 183H54ZM181 185L184 187L185 185H183L182 183H180V184H171V186L169 187V190H170V193L172 192V194H174V193H176V192H181L182 190L181 189H183V191H184V188H187L186 186L183 188V187H181ZM198 185V184H197ZM215 185V186H214ZM3 186V185H2ZM1 186V187H2ZM26 186H28V184L26 185ZM193 186H195V184L193 185ZM8 188V187H7ZM13 188V187H12ZM9 189V188H8ZM11 189V188H10ZM191 189V188H190ZM195 189V188H194ZM202 189V188H201ZM2 190V191H1ZM0 190V221L2 220V218L3 217H5V215L6 214H8L9 213V211L10 212H16L17 214L15 215H12V214H10L12 217L10 218V222H8L9 220V218L8 219H6L7 217H9L10 215H8L7 217H5V219L6 220H8V221H4L3 220V222H5L6 223V225H4V227L5 226H8L10 223L12 224V222L13 221H16V219H18L17 217H20L21 215H22V217H23V219H24V215H23V212H21L22 210H20V209H22V208H18L19 206L21 207L22 205L20 204L21 203V201H17L18 199H21V198H14V197H12L13 195H5V191L3 190V189H1ZM14 190V189H13ZM19 190V189H18ZM20 190H21V188H20ZM25 190V189H24ZM62 190V189H61ZM192 190V189H191ZM196 190V189H195ZM10 191V190H9ZM9 191L7 190V193H9ZM190 191V190H189ZM193 191V190H192ZM197 191V190H196ZM5 192V193H4ZM16 192V191H15ZM22 192V191H21ZM78 192V191H77ZM201 192H202V190H201ZM3 193H4V195H3ZM20 192H18V193H15V194H18V195H14V196H20V194H19ZM198 193V192H197ZM12 194V193H11ZM13 194H14V192H13ZM53 194V195H52ZM191 194V193H190ZM176 195H177V193H176ZM196 195V193L194 192V196ZM202 195V194H201ZM64 196V195H63ZM63 196H62V198H63ZM174 196V195H173ZM186 197H184L185 199L187 198L188 199V195H185ZM190 196V195H189ZM207 196V197H206ZM21 197V196H20ZM160 197V196H159ZM201 197V196H200ZM30 198V197H29ZM61 198V199H62ZM173 198V197H172ZM192 198V197H191ZM194 198V197H193ZM53 199V198H52ZM61 199H60V201H61ZM174 199H175V197H174ZM162 200V199H161ZM41 201V202H40ZM19 202V206H17V208H13V203H18ZM198 202V201H197ZM26 203V202H25ZM28 203V202H27ZM22 204H23V202H22ZM56 205V204H55ZM55 205H54V207H55ZM58 205H60V204H58ZM183 205V204H182ZM187 204H185V206H186ZM14 206H16V205H14ZM25 206H27L26 204L24 205V209H25ZM71 206V205H70ZM123 206V205H122ZM124 206H126V205H124ZM196 206H198V204H196ZM23 207V206H22ZM206 207V208H207ZM12 208L13 209H16L15 211H13L12 210ZM191 208V207H190ZM193 208V207H192ZM201 208V207H200ZM26 210V209H25ZM189 210V209H188ZM191 210V209H190ZM47 211V210H46ZM7 212V213H6ZM50 212V211H49ZM199 212V211H198ZM44 213H46L45 211H44ZM44 213H43V216H44ZM28 214V215H27ZM40 214V215H41ZM219 214V213H218ZM39 215V214H38ZM46 215V214H45ZM95 215V214H94ZM242 215H244V214H242ZM42 216V215H41ZM246 216V215H245ZM240 217V216H239ZM21 218V217H20ZM28 218V217H27ZM43 218H46V217H43ZM42 218V219H43ZM76 218V217H75ZM195 218H193V219H195ZM224 218V217H223ZM40 219H41V217H40ZM41 219V220H42ZM49 219V218H48ZM102 219V218H101ZM130 219V218H129ZM129 219H127L126 221H130ZM46 220V219H45ZM44 220V222L42 223L43 225H44V227L43 228H41V226H43V225H41L40 226V224H37L36 222H34V223H31V222H29V220H27V221H25V223H21V222H23V221H20L19 219L16 221V222H18V221H20L19 223H21V224H19L18 225V223H14V225H18L17 227L20 229V226L21 225H23L22 227H27V226H29V228L31 229V230H29L27 233H26V235L25 234H23L22 236H19L18 234L20 233L19 231L21 230H17V229H14L15 228V226H14V228H12L11 226H9L10 227V229L12 228V229H14L15 231L17 230L19 233H17V237L18 238H16V237H14V241L17 243V245H18V247H17V249H15L14 247H13V242H11V243H7V244H3V245H1V247H0V264H22V263H26V262H28L29 261V263L31 262V260H28V261H24V259H25V254H22L20 251H21V249L20 248H24V247H27V246H25V244L26 243H28L29 244V242L31 243V245H28V247H29V249L31 250V248L33 247H41V246H43L44 245V247L43 248H47L49 245H48V239H52L51 237L50 238H48L49 236V234H48V231H47V229L46 228H50V227H46V221ZM231 220V219H230ZM66 221V220H65ZM135 221V220H134ZM111 222V221H110ZM122 222V221H121ZM123 222H124V220H123ZM215 222V223H214ZM4 223V224H5ZM31 223V224H30ZM40 223V222H39ZM48 223V222H47ZM66 223V222H65ZM104 223V222H103ZM125 223V222H124ZM127 223V222H126ZM134 223V222H133ZM132 223V224H133ZM148 223V222H147ZM1 224V223H0ZM33 224V225H32ZM107 224V223H106ZM114 224V223H113ZM129 224L131 225V223L129 222ZM135 224H136V222H135ZM251 224V223H250ZM30 225H31V227H30ZM37 227H36V226ZM56 225H58V224H56ZM102 225V224H101ZM100 225V226H101ZM124 225V224H123ZM126 225V224H125ZM130 225H129V227H130ZM150 225V224H149ZM228 225H229V227H228ZM48 226V225H47ZM53 226V225H52ZM59 226V225H58ZM57 226V227H58ZM69 226V225H68ZM128 226V225H127ZM127 226H123V227H127ZM134 226H136V225H134ZM56 227V228H57ZM70 227V226H69ZM105 230L107 229V230H109L108 229V227H107V225H103L102 226ZM231 227H233V228H231ZM25 228H23V229H25ZM28 228V227H27ZM53 228H54V226H53ZM55 228V229H56ZM133 228V227H132ZM151 228V227H150ZM216 228H218V229H221V230H217ZM9 229V228H8ZM101 229V228H100ZM136 230H137V228H135ZM26 230V229H25ZM28 230V229H27ZM58 230V229H57ZM146 230V229H145ZM149 230V231H148ZM155 230H157V229H155ZM4 231H6V230H4ZM9 232H11V230H8ZM13 231V230H12ZM14 231V232H15ZM16 231V232H17ZM31 231V232H30ZM51 231H52V229H51ZM74 231V230H73ZM101 231V230H100ZM123 231V230H122ZM138 231V230H137ZM146 231H148V232H146ZM145 232H142V233H146L145 235H143L142 234V236H141V232H139L138 231V233H140V234H137V233H135V234H137L136 236H138V235H140L141 237H145V236H149V234L151 235V229H147ZM158 231V230H157ZM157 231L155 232V233H157ZM0 232H2V231H0ZM23 232V231H22ZM53 232H55V231H53ZM59 234H60V232H59V230L57 231ZM102 232H105L104 230L102 231ZM6 233V232H5ZM5 233H4V235H5ZM8 233V232H7ZM6 233V234H7ZM13 233V232H12ZM56 233V232H55ZM57 233V234H58ZM71 233V232H70ZM107 233V232H106ZM106 233H104V234H106ZM153 233V232H152ZM20 234H22V233H20ZM58 234V235H59ZM4 235H2V233H1V236L0 237H2V236H4ZM8 235H10V234H8ZM13 235V234H12ZM51 235H53L52 234V232H51ZM50 235V236H51ZM55 235V234H54ZM99 235V234H98ZM113 235V234H112ZM111 235V238H113L114 239V237L115 236H112ZM125 235V234H124ZM132 236L131 234H128V235H126L127 237H128V240L130 241V240H132V237L134 236V234H133V236L132 237H130V236ZM153 235V234H152ZM155 235V234H154ZM153 235V236H154ZM161 235V234H160ZM16 236V235H15ZM101 236V235H100ZM152 236V237H153ZM162 236V235H161ZM5 237V236H4ZM57 237V236H56ZM122 237V236H121ZM120 237V238H121ZM125 237V236H124ZM126 237V238H127ZM129 237H130V239H129ZM140 237V238H141ZM157 237H160V236H158L157 235ZM156 237V238H157ZM10 238V237H9ZM16 238V239H15ZM110 238V239H111ZM137 238H139V237H137ZM143 238H141V239H143ZM147 238V237H146ZM154 238H155V236H154ZM153 238V239H154ZM109 239V240H110ZM112 239V240H113ZM148 239V238H147ZM146 239V242H143L142 241V244L144 243V245H143V247L140 249H137V244H135L136 242H133V244H135L136 245V249H134V247H133V249H128V251H126L125 249V251H123V252H125L124 253V255H125V257L127 256V255H130L131 257H130V259L132 260H129L130 261V264H131V262H132V264H171V262H170V256L167 254V253H165V246L164 245H162L161 243H157L156 244V239H154V241H155V244L153 243V241H152V243L153 244H151L150 243V239H148L147 240ZM4 240H6V239H4ZM12 240V241H13ZM25 240H27V242L25 241ZM29 240V241H28ZM49 240V241H50ZM61 240H63V239H61ZM71 240V239H70ZM108 240V239H107ZM108 240V241H109ZM119 240H121V239H119ZM118 239L116 240V241H118V242H120ZM125 240H127V239H125ZM127 240V241H128ZM161 240H162V238L160 239V242H161ZM58 241V240H57ZM68 241V240H67ZM104 241V240H103ZM107 241V242H108ZM126 241V243L124 242V240H123V244H122V246L124 245L125 247H128V246H130L129 245V241L127 242ZM135 241V240H134ZM138 241V240H137ZM15 242H14V244H15ZM56 242V241H55ZM71 242V241H70ZM132 242V241H131ZM147 242H149L148 243V245H145ZM52 243H53V241H52ZM51 243V245H53ZM60 243V242H59ZM110 243V242H109ZM108 243V244H109ZM138 243L139 244H141L140 243V241H138ZM163 243V242H162ZM50 244V243H49ZM72 244V243H71ZM94 244V243H93ZM126 244V245H125ZM128 244V245H127ZM151 244V245H150ZM27 245V244H26ZM58 245V244H57ZM110 245L111 246H109L110 248L108 249L109 251L110 250H112L113 249V245H114V243L113 244H111L110 243ZM134 245V246H135ZM14 246H16V245H14ZM120 246V248H117V247H119ZM140 246V245H139ZM138 246V247H139ZM164 246V247H163ZM28 247L26 248V250L28 249ZM31 247V248H30ZM53 247H54V245H53ZM76 247V246H75ZM78 247V246H77ZM93 247V245H91V248ZM66 248H68V247H66ZM79 248V247H78ZM89 248H90V246H89ZM88 248V249H89ZM94 248V247H93ZM98 248V247H97ZM116 248L117 249H121L122 250V248H121V245H118V246H116ZM116 248H114V249H116ZM129 248V247H128ZM40 249V248H39ZM38 249V250H39ZM49 249V248H48ZM51 249V248H50ZM58 249V248H57ZM60 249V248H59ZM69 249V248H68ZM72 249V248H71ZM74 249V248H73ZM117 249L115 250V251H117ZM165 249V250H164ZM25 248H24V251L22 250V252L24 253L25 251ZM33 250V249H32ZM44 250V249H43ZM54 250V249H53ZM63 250H65V249H63ZM93 250V249H92ZM98 250V249H97ZM46 251H48V250H46ZM46 251H45V253H46ZM59 251V250H58ZM62 250H60V252H61ZM18 252H20V253H18ZM29 252V251H28ZM74 252H75V249H74ZM94 252V251H93ZM119 252V251H118ZM118 252L116 253V254H118ZM128 252V253H127ZM30 253V252H29ZM41 253H43V252H41ZM57 253V252H56ZM63 253V252H62ZM68 253V252H67ZM28 254V253H27ZM44 254V253H43ZM70 254V253H69ZM80 254V253H79ZM91 254V252L89 253V255ZM93 254V253H92ZM120 254H122V253H120ZM60 255V254H59ZM46 256V257H45ZM69 256H71V255H69ZM74 256V255H73ZM82 256V255H81ZM80 256V257H81ZM94 256V255H93ZM133 256V257H132ZM44 257H45V259L47 258V253L44 255ZM44 257H43V259H44ZM56 257V256H55ZM54 257V258H55ZM59 257V256H58ZM76 257V256H75ZM74 257V258H75ZM89 257V256H88ZM124 257V256H123ZM48 258H49V256H48ZM63 258H66V257H63ZM127 258L129 259V257L127 256ZM30 259V258H29ZM32 259V258H31ZM37 259H40V258H37ZM42 259V260H43ZM80 259V258H79ZM87 259H89V258H87ZM33 260V259H32ZM34 260H36V259H34ZM33 260V261H34ZM65 260V259H64ZM63 260V261H64ZM127 260V259H126ZM22 261H24V262H22ZM174 261V260H173ZM172 261V262H173ZM35 262V261H34ZM39 262V261H38ZM37 262V263H38ZM134 262V263H133ZM28 263V264H29ZM41 263H42V261H41ZM52 263V262H51ZM69 263V262H68ZM67 263V264H68ZM71 263V262H70ZM46 264H48L47 262H46ZM49 264H50V262H49ZM53 264V263H52ZM129 264V263H128ZM174 264H176V261H175V263Z\"/></svg>", "mask_w": 264, "mask_h": 264}]
</instances>
